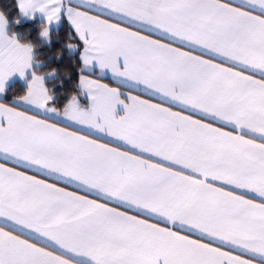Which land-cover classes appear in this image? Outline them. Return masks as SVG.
I'll return each instance as SVG.
<instances>
[{"label":"snow or ice","instance_id":"obj_1","mask_svg":"<svg viewBox=\"0 0 264 264\" xmlns=\"http://www.w3.org/2000/svg\"><path fill=\"white\" fill-rule=\"evenodd\" d=\"M0 264H264V0H0Z\"/></svg>","mask_w":264,"mask_h":264}]
</instances>
